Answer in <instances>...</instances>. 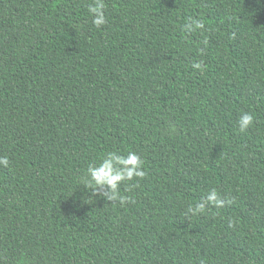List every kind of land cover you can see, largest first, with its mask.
I'll use <instances>...</instances> for the list:
<instances>
[{"label":"trees","instance_id":"trees-1","mask_svg":"<svg viewBox=\"0 0 264 264\" xmlns=\"http://www.w3.org/2000/svg\"><path fill=\"white\" fill-rule=\"evenodd\" d=\"M93 2L0 0V264H264V0ZM129 151L131 203L81 184Z\"/></svg>","mask_w":264,"mask_h":264},{"label":"clouds","instance_id":"clouds-1","mask_svg":"<svg viewBox=\"0 0 264 264\" xmlns=\"http://www.w3.org/2000/svg\"><path fill=\"white\" fill-rule=\"evenodd\" d=\"M104 0H94L88 6L92 22L96 27L107 23L105 15ZM205 25L202 19L189 16L186 18L182 31L187 35L198 30L204 29ZM234 35V34H233ZM207 45V40L204 41ZM195 70H204L203 61H195L192 64ZM254 117L250 112H242L238 116V127L240 132H245L253 123ZM144 161L140 155L134 151H129L127 155L118 152H108L98 163H90L84 176L81 178V184L85 187L99 191L103 197L112 202H119L121 206L132 202V198L120 193V185L125 181H132L134 178H143L146 172L143 169ZM0 166L8 167L9 159L6 155H0ZM127 190H131V186ZM226 203L224 198L215 188L201 197L200 202L195 205H189L185 215H198L204 212L207 205H213L216 208H222Z\"/></svg>","mask_w":264,"mask_h":264}]
</instances>
